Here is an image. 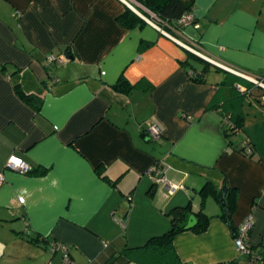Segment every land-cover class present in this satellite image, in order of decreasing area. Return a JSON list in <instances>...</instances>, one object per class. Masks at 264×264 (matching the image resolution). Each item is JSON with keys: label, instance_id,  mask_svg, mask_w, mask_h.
I'll return each mask as SVG.
<instances>
[{"label": "crops", "instance_id": "crops-1", "mask_svg": "<svg viewBox=\"0 0 264 264\" xmlns=\"http://www.w3.org/2000/svg\"><path fill=\"white\" fill-rule=\"evenodd\" d=\"M125 8L122 0H0V264H63L64 254L75 264H127L125 248L167 232L168 213L187 205L209 220L200 233L174 237L182 264H264V93L244 100L243 128L230 139L222 114L206 111L230 94L222 83L231 73L214 62L264 77V0H194L195 24L167 35L146 18L122 27ZM181 43L213 62L195 55L213 66L202 82L189 79L202 63L183 65L191 52ZM120 76L142 90L114 91ZM22 95L39 98V111ZM245 142L252 157L233 150ZM10 156L33 172L6 168ZM229 187L237 189L233 226L253 217L252 258L236 250L212 195Z\"/></svg>", "mask_w": 264, "mask_h": 264}, {"label": "trees", "instance_id": "trees-1", "mask_svg": "<svg viewBox=\"0 0 264 264\" xmlns=\"http://www.w3.org/2000/svg\"><path fill=\"white\" fill-rule=\"evenodd\" d=\"M141 8H136L142 17L153 21L158 27L163 31L167 32H182L186 25L180 23V19L183 15L192 12L194 0H133ZM153 15L151 17L147 12ZM117 22L125 28H132L135 26H142L145 24V20L135 14L128 8H125L124 12L117 17ZM150 43H143L140 45V49L148 47ZM193 61L202 63V69L197 72L192 69L189 73V79L193 82H202L205 72H208L210 67H213L211 64L201 60L195 55L189 53L188 58L183 62L185 66H191ZM191 68V67H190ZM189 68V69H190ZM258 80L264 83V77H256ZM224 86H227L230 94L229 97L224 99L222 102L214 103L210 102L206 108V111H218L222 114V128L227 138L239 133L243 128L245 115L242 110L244 100L251 94L253 89L259 90L264 93V89L256 86L255 84L244 80L240 77L227 74V77L222 83ZM244 88L241 89V88ZM113 90L118 93L128 94L132 90H142L140 83L131 85L123 76H120L117 82L113 85ZM146 89H149L146 88ZM145 89V90H146ZM24 101L28 103L34 111L38 112L41 104V100L32 95H22ZM244 146H249L252 149L250 143H243L241 148L233 147V150L240 155L246 157L253 156L252 153L247 155L244 151ZM232 148V147H231ZM159 168V164L156 162L152 167ZM99 171V170H98ZM33 172V169H30L29 174ZM205 189L203 188L200 194L202 197L206 195L203 193ZM237 189L236 188H226V193L223 195L222 192L213 191L212 195L220 205L224 203L222 208L223 213L220 218L228 225L232 232L233 238L236 236L238 227H234L232 224L231 216L233 214V199L236 197ZM191 213L190 205L186 207H177L174 208L168 217L171 221L170 229L164 234L156 237L150 238L146 243L141 247L136 248H125L122 253V259L128 263L135 264H182L178 259L176 253L173 250L172 242L174 237L184 231L185 223L188 220V217ZM197 219L196 225L192 228L196 233L204 231L207 227L209 217L206 216L202 209L198 213L194 214ZM250 235V232H249ZM250 253L249 255H241L244 258L253 257V248L249 246Z\"/></svg>", "mask_w": 264, "mask_h": 264}, {"label": "built area", "instance_id": "built-area-1", "mask_svg": "<svg viewBox=\"0 0 264 264\" xmlns=\"http://www.w3.org/2000/svg\"><path fill=\"white\" fill-rule=\"evenodd\" d=\"M124 3L128 4L129 1L131 0H122ZM149 13V12H148ZM150 16L153 17V15L150 13ZM144 18V17H143ZM150 25H152L154 28H156V30H158L160 33L167 35L160 27H158L153 21H150L149 19H145ZM180 23L188 26V25H193L195 24V19L194 16L192 14V12L187 13L185 15L182 16V18L180 19ZM181 46H183L184 48H186L187 50H189L191 53H193L196 56H199L200 58H202L203 60H206L210 63H213L211 61H209L208 59H206L205 56H202L201 54L199 55L197 49H195L194 47H190L188 45H185L183 43H181ZM50 60H53L52 58H50ZM214 64L218 67L223 69L224 71L231 73L237 77H240L244 80H247L251 83H255L258 85H264L262 81L258 80L257 78L250 76L247 73L241 72V71H237L235 69L226 67V66H222L218 63ZM147 130H148V136L155 140L158 138L159 133H160V128L159 126L154 123L151 122L147 125ZM244 151L247 155L252 153V149L249 146H244ZM6 168L10 169V170H15L18 171L22 174H26L30 171L31 167L26 164L25 162H23L20 158L16 157V156H10L7 160L6 163ZM149 173L150 174H158V169L156 167H151L149 169ZM162 179H157L156 181H161ZM4 182V177L3 175L0 173V184ZM171 191L175 190L174 186H169ZM253 217L251 215H249L245 221L238 227L236 236L234 237V246L236 248V250L238 251V253L240 255H249L250 250H249V244H248V240H249V232L251 231V228L253 226ZM61 249L63 250V252H65L66 248L64 246L61 247ZM63 264H75L73 263L66 254H64L63 259H62Z\"/></svg>", "mask_w": 264, "mask_h": 264}, {"label": "water", "instance_id": "water-1", "mask_svg": "<svg viewBox=\"0 0 264 264\" xmlns=\"http://www.w3.org/2000/svg\"><path fill=\"white\" fill-rule=\"evenodd\" d=\"M126 6L131 9L132 7L129 5V4H126ZM142 17V16H141ZM143 18V17H142ZM144 19V18H143ZM202 59V58H201ZM255 84V83H254ZM256 86L264 89V85H258V84H255ZM223 192H225V189H223ZM221 207L223 208L224 207V203H222ZM196 223V219H195V216L194 215H190L188 217V220H187V223L186 225L184 226V230H191L194 225Z\"/></svg>", "mask_w": 264, "mask_h": 264}, {"label": "clouds", "instance_id": "clouds-1", "mask_svg": "<svg viewBox=\"0 0 264 264\" xmlns=\"http://www.w3.org/2000/svg\"><path fill=\"white\" fill-rule=\"evenodd\" d=\"M0 248H2V246H0Z\"/></svg>", "mask_w": 264, "mask_h": 264}]
</instances>
